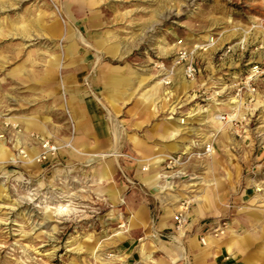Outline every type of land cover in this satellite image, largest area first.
<instances>
[{"label": "rangeland", "instance_id": "374dc122", "mask_svg": "<svg viewBox=\"0 0 264 264\" xmlns=\"http://www.w3.org/2000/svg\"><path fill=\"white\" fill-rule=\"evenodd\" d=\"M225 6L226 0H207L205 8L219 14ZM227 7L235 8L237 12L244 11L240 5H227ZM120 11L123 9L119 5L100 4L98 0L87 6L81 4L79 0H4L3 4H0V141L6 147L3 146L0 152V158L5 161L0 164V172L6 173L9 177L6 180L5 176L0 175V205L3 206L0 207V218L6 217L8 220L6 226L0 224V243L6 245H14L16 241L22 244L33 243V237L20 236L17 231L20 225L28 227L36 225L38 234L40 231L50 229L55 223L49 220L45 224H40L39 222L46 218L35 203L17 201L18 194H23L36 186L37 173L43 172L51 179L53 175H60V169L68 161V156L55 148V139H44L54 146V154L48 152L43 157L36 158V156L40 154V145L44 141L40 140L39 136L44 135L45 129L49 133L54 132L56 126L63 123L60 113L71 104L72 107H78L80 110V113L75 115L78 127L82 129L81 124L86 125V129H82L88 133L83 138V142L88 145L86 151H92V145H96V151L107 153L103 162L93 161L84 170L92 175L93 169L98 172L104 166L105 176L109 175L108 188L116 189L125 201L123 204H115V210L123 215V222L126 225L132 214V207L141 205L149 212L146 223L143 226L128 227L126 232L113 241V248L124 255L130 251L133 254L137 252L138 255L134 258L141 261L139 248L140 244L144 243L141 252L143 248L152 251L154 258H167L168 253H171L176 264H218L215 256L208 260L209 263L191 258L193 250L190 240L197 238L200 245L207 246L201 244L199 238L218 232L206 228L220 225L221 229H225L226 225H231V219L237 215L236 212H233L227 221H221L217 225L213 217L192 218L188 214L193 205L191 203L183 216L186 219L184 228L186 230H182L183 236L179 235L178 231L172 230L173 225L160 231L162 236L156 235V225L161 212L172 214L178 210L175 205L179 203L180 197L201 193L204 186L200 178L201 175H205L206 161L209 158L204 160L194 158L192 161L197 179L195 181H199L193 187L194 191H189L191 186L188 183L191 180H184V184L160 192L158 188L163 184V180L155 179L149 185H144L137 178V172L145 167L144 158L159 147L158 140H149L148 137L157 135L154 131L155 125L161 124L168 115L165 111L155 114L154 101L157 90L149 88L165 74L155 76V65H151L146 75L152 78L146 80L144 86L140 88V81H132L122 75L126 71L124 66L113 61L111 55L106 54L117 49L109 22ZM167 31H175L183 38V29L169 25ZM175 42L169 40V43ZM149 56L157 63L163 62L165 68L173 73L176 83L168 86L176 93L172 98L173 101L185 98L186 93L193 94L195 84L183 74L182 66L187 61L181 60L180 64H175L178 51L167 54L166 59L158 58L152 52ZM245 57L240 67L225 69L226 72L238 76L239 80L225 76L224 81L226 83L242 81L243 75L256 64L257 68L262 70V74L252 82V86L260 97H264V61L257 57L249 64L247 61L251 58V50L245 53ZM140 58L147 59L142 55ZM218 62L217 56L212 63L215 66ZM192 64L197 69L195 74L197 83L200 82L201 77L207 79L211 74L206 60L194 57ZM216 75L222 74L217 72ZM115 80H118L119 84L114 83ZM135 88H140V92L146 93L145 96L150 95L151 100L145 98L147 101L145 103L140 101L138 96L130 95V90ZM236 91L237 89H233L231 94L235 95ZM243 91L245 100L251 102L252 95L248 93V89L243 88ZM226 98L225 96L220 99ZM198 103L206 104V99L198 96L197 100L177 112L175 119L169 123L175 124L182 118L183 112ZM66 117L67 113L64 119ZM49 120L51 123L48 122ZM198 120L199 118L190 122L193 129L200 128ZM5 121L10 122L6 124ZM140 124L143 127L138 131L135 125ZM71 134V130L64 128H60L57 132L58 137H70ZM79 136L80 133L77 132V137ZM137 136L142 143L137 142ZM132 138L135 140L133 141ZM224 147H227V152L221 145L214 144L215 150L221 149L226 161L231 165L230 171L233 172L235 168L236 177L240 176L236 187L239 189L237 193L243 188L249 189V184L255 183L251 187L252 192L261 197L264 203V188L256 190V185L264 182V106L255 110L250 116V123L243 129L237 125L234 132L228 133ZM22 153H27L35 162L32 165L10 162L13 157L21 156ZM128 155L134 159H126ZM164 165L165 162L159 166V169L155 168L158 171L160 169L171 171ZM188 171L192 172L193 167H189ZM19 173L24 174L25 180L31 179L32 183L16 181L14 177ZM174 199L177 202H174ZM110 210L111 208H105L101 216ZM261 220L262 216L258 213L257 226L260 225ZM90 223V221H81L82 226L89 231H91ZM112 226L119 232L118 220L112 221ZM142 228H144L143 232ZM240 232V228H237V233L247 236V241L251 240L248 233ZM146 233L151 237L138 239L144 234L146 236ZM108 234L111 235V232ZM257 234L260 237L255 239L254 246L249 245L246 248L247 259L243 260V256L238 255L228 256L221 264H264V232L259 230ZM69 235H74L71 227L60 237L61 246L54 254V258L41 256L39 264H85L86 253L77 254L68 251V247L71 246L67 243ZM173 237L176 239L174 240ZM150 242L155 245H151ZM167 244H172L175 248L172 249ZM177 244L183 248V253L178 250ZM50 249L51 245L48 244L40 248V252H47ZM7 252V247L0 251V264H17L18 260L22 259L18 246L16 259L8 256ZM167 264L173 262L167 261Z\"/></svg>", "mask_w": 264, "mask_h": 264}, {"label": "clouds", "instance_id": "9594fccd", "mask_svg": "<svg viewBox=\"0 0 264 264\" xmlns=\"http://www.w3.org/2000/svg\"><path fill=\"white\" fill-rule=\"evenodd\" d=\"M3 2L4 0H0V4ZM79 2L87 6L96 3V0H79ZM98 2L119 5L123 9L109 22L117 49L106 53L111 55L113 61L124 66L126 71L122 75L132 81L139 80L142 88L145 81L152 78L146 75L151 65H155V76L165 74L164 78L154 85L157 90L154 107L155 114L165 111L168 115L160 124L157 135L148 137L149 140H158L159 147L153 150L154 155L144 158L143 171L148 173L150 168L159 169L165 161H171L168 167L173 171L166 172L160 169L156 172V179L163 180L158 191L176 188L184 184L183 177L188 176L190 179L195 177L196 173L192 165L194 158L214 160L216 150L212 147L213 144L221 145L227 152L228 149L224 144L228 139V133L234 132L237 125L243 129L250 123V116L255 110L264 106V97H260L251 87L252 82L262 74L261 69L253 68L252 74L238 83L224 81L225 76L239 80L238 76L226 72L225 69L240 67L246 59L245 53L250 50L251 58L247 61L249 64L257 57L264 61V2L226 0V6L219 14L206 10L207 0H98ZM227 5H240L244 11L237 12L235 8H228ZM169 25L183 29V38L175 31H167ZM169 40L176 42L169 43ZM176 51L180 52V59L176 60L175 64H180L181 60L188 62L189 66L183 68V71L187 77H191L195 89L192 95L186 93L185 98L173 101L172 98L176 93L168 86L175 85L176 79L173 73L165 68L163 62L157 63L149 53H155L158 58L166 59L167 54ZM141 55L147 59H141ZM217 56L219 62L214 66L212 61ZM194 57L206 60L207 67L211 70L208 78L201 77L199 83L196 82L195 69L190 66ZM217 72L222 75L217 76ZM241 85L252 95L251 102L245 100ZM140 88L130 90L129 94L138 96L140 101L147 103L146 93L140 92ZM233 89H237L235 95L231 94ZM198 96H203L206 104L198 103L194 107H189L182 113L180 120L175 124L169 123L175 119L177 112L197 100ZM225 96L226 99H220ZM65 113H67L66 119H64ZM60 117L63 123L57 125L52 133L45 129L44 135L39 136V139H55V148L66 154L68 161L60 169V175H53L51 179L43 172L37 173L36 186L23 194H18L17 201L35 203L46 218L40 221V224H45L49 220L55 223L50 229L40 231L38 234L36 225L30 227L20 225L17 230L20 236L33 237V243L22 244L16 241L15 246L0 243V251L7 247V255L16 259L18 246L22 259L18 260L17 264H39L41 256L54 258V254L61 246L60 237L71 227L74 235L68 237L67 243L71 245L68 251L77 254L86 253L85 264H123L126 259L124 254L110 249L114 247L113 241L128 230V225L123 222V215L115 210V204H123L125 201L122 194L108 188L107 178L99 175L96 169L92 170V175L84 170L93 161L103 162L107 153L96 151V145H92V151H86L88 145L83 142V138L88 133L78 127L71 104L60 113ZM197 118H199L200 131L194 130L190 124ZM9 122L5 121L6 124ZM48 122L51 123L50 120ZM205 125L211 128L208 134L203 131ZM135 127L139 131L143 125H135ZM60 128L71 130V136L58 137L57 132ZM77 132L80 133L79 138ZM136 140L142 143L139 136ZM228 143L230 144V141ZM201 147L206 148V151H199ZM46 149L53 152L54 146L47 144ZM172 150L178 153L176 158H173ZM125 158L134 159L130 155ZM4 162L0 158V164ZM10 162L32 165L35 161L34 158H29L27 153H22L21 156L13 157ZM189 167H193L191 173L188 171ZM214 172L215 169L210 167L211 178H200L207 189L203 193L207 200L201 204V215L213 217L214 223L219 225L221 221H227L234 211L240 216L248 214L247 206L237 208L235 202H230L224 195L223 183L231 180V173L226 172L223 177L217 179L213 175ZM0 175L5 176L6 180L9 178L6 173L0 172ZM14 179L18 182L32 183L31 179L25 180L23 173L17 174ZM256 187L258 191L264 188V182ZM195 201L200 203L201 197L197 196ZM189 203L193 201L190 200ZM105 208L111 210L101 216ZM114 220L119 221V232L112 226ZM81 221H90L91 231L84 228ZM0 224L6 226L7 218H0ZM234 227L241 226L233 222L231 225H226L225 230L231 232ZM216 230L220 231L219 228ZM109 232L111 235L108 234ZM180 235L183 236L184 233L181 231ZM48 244L51 245L50 251L41 253L40 248ZM177 248L183 253V248L179 244ZM153 264L156 262L153 261ZM173 264H176V260H173Z\"/></svg>", "mask_w": 264, "mask_h": 264}, {"label": "crops", "instance_id": "0c3cea01", "mask_svg": "<svg viewBox=\"0 0 264 264\" xmlns=\"http://www.w3.org/2000/svg\"><path fill=\"white\" fill-rule=\"evenodd\" d=\"M114 83L119 84L118 80H115ZM158 82H155L153 85H151V89H154V85H156ZM145 98L150 99L151 100V96H145ZM149 100V101H150ZM72 110L74 111L75 115H78L80 113V110L78 107L73 106ZM171 124V123H170ZM160 124L155 125L154 127V131L157 133L158 132V128H159ZM82 129H86V125L85 123L81 124L80 126ZM132 140L134 141L135 139L132 138ZM136 142V141H135ZM4 144L2 141H0V152L3 148ZM5 147V146H4ZM6 148V147H5ZM149 152V151H148ZM155 152H150L148 156L150 155H154ZM103 167L102 166L99 171L98 174L102 175L106 178L109 177V175L105 176V172L103 171ZM212 167L215 169V172L213 173V175L215 176V178L219 179L220 177H223L225 175L226 172H230L231 173V180L230 181H225L223 183V191H224V195L225 197L230 201V202H235L237 205V208L241 207V206H247L249 209L248 214L244 215V216H240V215H235L232 217L231 219V224H233V222H235L236 225H240V231L243 233H248L249 236L251 237L250 241L248 240L247 236L244 235H240L239 233H237V228L234 227L232 229L231 232L229 231H225L224 234L220 235V236H212V235H206V244L203 245H207V246H202L199 244L197 238H192L190 240V245L191 248L193 250V253L191 255V258H194L195 261L198 260H205L206 262L209 263V259L215 256V261L218 264L223 263V260L226 259V257H236L238 256H243V260L244 258L247 259L248 254L245 253L246 252V248L250 245V246H254L255 244V239H257L258 237H260L257 232H259V230L261 232H264V203H262L261 201V197H258L257 195H255V193L252 192V185L255 183H251L249 184L250 186L249 189L243 188L240 191L238 188H236L239 184V177H236L235 174V168L233 169V172L230 171V167L231 165H229V163L226 161L225 156H223V152L220 150L216 151V158L214 160L209 159L208 161H206V170H204L205 175H201V177H203L204 179H210L211 177H209V168ZM158 170L155 167L150 168L148 173H145L143 171V169H140L136 176L139 179V181L144 184V185H149V183H151V181H154L156 179V172ZM203 186L202 187V191L200 194L195 195L192 199H188L189 201H193V205L191 206V211L188 213L192 218L195 219H199V218H204V217H211L208 216L206 214L201 215L202 212V208H201V204L204 203L207 200V197H205L203 195V193L205 191H207L203 181H201ZM253 185V186H254ZM114 192H117L116 189H112ZM256 190H258L256 188ZM197 196L201 197V202L197 203L195 201V198ZM174 202H177L176 199H174ZM240 202V203H237ZM242 202H244L243 204H241ZM175 207L179 210L181 209V206L179 205V203H177L175 205ZM131 216L129 218L128 221V227H135V226H143L146 223V220H148L149 217V212L141 205L136 206V207H132L131 208ZM236 212V211H234ZM260 213V215L262 216V220L260 221V225L257 226V222H256V216L257 214ZM171 213L170 212H161L158 216V221H157V225H156V230H163V229H168L171 228L173 225L172 219H171ZM144 228H142V232H143ZM240 232V233H241ZM178 234L180 235V232L178 231ZM252 235V236H251ZM153 236V235H152ZM144 237H151L150 234L146 233L142 235L141 239ZM154 237V236H153ZM247 241V242H246ZM144 244V243H142ZM142 244H140V256H141V262L143 261V263H148V264H153V261L156 262V264H167V261L173 262V260H175V258H173L171 255V253H168L167 258H162V257H157L154 258L152 257V251H146L143 248V251L141 252V247ZM151 245H155V243L150 242ZM170 246V248H175L174 245L172 244H167ZM166 245V246H167ZM144 246V245H143ZM169 246H167L169 248ZM138 253L134 252V254L132 253V251L128 252L125 254V256H129V258L135 259L134 257L137 256ZM138 260V258H137Z\"/></svg>", "mask_w": 264, "mask_h": 264}, {"label": "built area", "instance_id": "2783aa9c", "mask_svg": "<svg viewBox=\"0 0 264 264\" xmlns=\"http://www.w3.org/2000/svg\"><path fill=\"white\" fill-rule=\"evenodd\" d=\"M178 59H180V52L179 51H178ZM188 66L189 65H188V62H187L186 64H184L183 68H186ZM190 66H191L192 69H195V74H196V71H197L196 67L192 63H191ZM253 68H257V65L256 64L252 65L251 68H249V70H248L249 72L243 75V79L242 80L247 79V77L252 74ZM183 74H184V71H183ZM184 77L186 79H188V80H191V77H187L185 74H184ZM163 78H164V76L161 79H163ZM251 87H252V89H254V86L251 85ZM207 128H208L207 126H205V129L203 128V131L205 132V134H208V133L211 132V129H207ZM194 130L200 131L201 129L200 128H195ZM47 144H49V143L46 140H44L43 142H41V145H40L41 146V149H40V152H39L40 154L38 153L39 155L36 156V158H38V157L40 158V156L43 157L44 154H47L49 152L46 149V145ZM212 147L214 148V144L212 145ZM199 151L204 152V151H206V148L201 147L199 149ZM172 155H173V158H176V156L178 155V153L172 152ZM170 163H171V161H165V165L164 166H165L166 169H171V168L168 167V164H170ZM171 171H173V169H171ZM171 171H168V172H171ZM183 180H188V181L191 180V182L188 183V185L191 186V188L189 189V191H194L193 187H195L199 183V181H195V180H197L196 179V175H195V177H193L191 179L188 176L183 177ZM193 197H194V195H189L188 197L186 195H184V196H182V197H180L178 199L179 200V205L181 206V209L176 210L171 215V219H172V222H173V228H172V230H175V231H179V230L185 231L186 230V229H184L186 227L185 226L186 225V223H185L186 222V219H184L183 216H184V213L186 214L187 206L191 204V203H188L187 202L188 199L189 198L192 199ZM222 225H224V222H222ZM208 228H206V230H212V232H215V231H217L216 230L217 228H220V225H219V227L210 226ZM160 231H162V230H158L156 232V235L162 236V233H160ZM138 239H141V237H139ZM199 241L202 244L203 243V237H200L199 238ZM110 250L111 251H118V250H116L114 248H111ZM125 257H126V259L124 260L123 264H143L140 260H136V259L129 258V256H125Z\"/></svg>", "mask_w": 264, "mask_h": 264}, {"label": "bare ground", "instance_id": "6f19581e", "mask_svg": "<svg viewBox=\"0 0 264 264\" xmlns=\"http://www.w3.org/2000/svg\"><path fill=\"white\" fill-rule=\"evenodd\" d=\"M187 202L189 203V200ZM219 229H220V231L218 233L212 234V236H220V235L224 234V232L226 231L225 229H221V228H219ZM181 231L182 230H179V232H181ZM205 237H203V243L202 244H206V238Z\"/></svg>", "mask_w": 264, "mask_h": 264}]
</instances>
